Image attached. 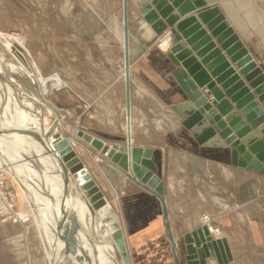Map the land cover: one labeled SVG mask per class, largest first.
<instances>
[{"label": "crops", "instance_id": "1", "mask_svg": "<svg viewBox=\"0 0 264 264\" xmlns=\"http://www.w3.org/2000/svg\"><path fill=\"white\" fill-rule=\"evenodd\" d=\"M207 1L221 7L264 70V0ZM145 2L128 0L129 14ZM71 5L73 25L90 21L97 7L103 16L96 28L103 31L104 42L112 46L100 51L94 46L91 29L73 34L68 39L72 60L56 55L54 69L70 83L73 93L97 98L91 134L106 143L123 144L131 137L134 144L153 147L158 174L164 181L172 233L179 243V264H187L180 246L183 234L203 226L204 213L212 216V225L220 227V235L228 243L232 260L225 264H264V174L232 165L222 149L199 144L182 124L171 107L178 99L179 86L167 51L150 46L155 33L140 21V15L135 20L129 17L139 41L129 35L130 132L127 133L124 0H71ZM37 63L43 74H48L44 63ZM51 84L54 87L48 86L44 89L46 93L58 87L55 82ZM86 148L90 150L87 149L88 165L96 166L91 152L98 147L93 144ZM93 154L103 159L97 165L122 192L116 201L131 237V263L174 264L158 197L124 175L97 150ZM103 183L106 198L112 199L110 185ZM43 262L33 231L19 229L12 221L0 223V264ZM205 264L220 262L214 258Z\"/></svg>", "mask_w": 264, "mask_h": 264}, {"label": "water", "instance_id": "2", "mask_svg": "<svg viewBox=\"0 0 264 264\" xmlns=\"http://www.w3.org/2000/svg\"><path fill=\"white\" fill-rule=\"evenodd\" d=\"M139 15L140 21L147 23L155 34L166 29L173 32V44L167 51V57L179 88L176 91L178 99L171 107L181 117L182 124L199 144L222 149L232 165L264 174V70L221 7L207 0H146L139 9ZM124 30L129 116L128 41L129 35L138 41L139 37L129 22L128 0H124ZM26 74L14 77L26 94H36L59 117L57 107L46 99L35 79ZM32 133L38 138L35 131ZM79 135L87 141L92 139V144L104 151L109 149L108 157L113 163L125 173L131 170L135 174L133 181L158 197L173 261L179 264V243L172 233L164 181L158 174L153 147L131 145L130 141L110 147L91 133L80 132ZM56 147L62 156L60 172L64 196L62 216L56 230L63 241L64 264H82L85 259L92 263L90 254L76 242L78 214L73 209L67 212L65 201L73 195L72 181L84 196L86 194L94 209L107 204L106 196L67 139L58 142ZM112 239L122 264H131L123 230L115 229ZM180 246L187 264H205L214 258L220 264L232 260L226 239L214 238L207 225L185 232Z\"/></svg>", "mask_w": 264, "mask_h": 264}, {"label": "bare ground", "instance_id": "3", "mask_svg": "<svg viewBox=\"0 0 264 264\" xmlns=\"http://www.w3.org/2000/svg\"><path fill=\"white\" fill-rule=\"evenodd\" d=\"M172 36L173 34L168 43L171 44L170 46L173 44ZM165 41L166 37L159 47L161 50L167 45ZM26 73L35 79L43 93L39 80L29 70L25 55L19 49H13V44L0 34V171H3L5 177L9 173L22 189L28 204V214L35 217L41 229L52 264H64L63 241L56 230L58 220L62 216L61 206L64 201L63 179L60 172L62 156L56 145L66 138L75 150L74 146L80 141L78 137L83 138L86 143L93 144L92 139L87 141L83 135H79L80 132L85 133L80 130L78 133L79 126L75 127V132L66 133L64 130L69 137H65L60 132L64 129V118L57 105L43 93L46 99L57 107L59 117L51 107L42 103L36 94H26L18 79L14 77V75H27ZM44 109L50 114L53 113L52 125L44 123L47 120L43 118ZM125 129L127 133L130 132L129 116ZM32 131L37 133L40 140ZM127 141H130L131 145L134 144L131 137ZM108 144L110 147L113 145ZM96 150L109 159V149L104 151L100 147ZM116 166L119 168L118 165ZM123 173L133 180L135 174L131 170ZM45 183L48 187H52L51 192L45 188ZM70 188L74 192L65 201V209L67 212L72 209L77 212L76 242L90 254L92 260V263H89L85 259L82 264H122L112 239L113 231L118 227L121 228L120 221L108 199L106 198V205L94 209L75 181L70 183ZM21 215L24 216L22 213ZM206 216L211 218L209 214ZM216 227L211 225L214 233ZM218 229L220 231V227Z\"/></svg>", "mask_w": 264, "mask_h": 264}, {"label": "rangeland", "instance_id": "4", "mask_svg": "<svg viewBox=\"0 0 264 264\" xmlns=\"http://www.w3.org/2000/svg\"><path fill=\"white\" fill-rule=\"evenodd\" d=\"M138 10L139 9H134L130 12V19L135 20L138 17ZM71 12V0H0V34L13 44V49H19L20 52L25 55L29 70L34 73L39 80L42 90L47 89L48 86L53 88L54 86L51 84V81L58 85V87L50 93H46L44 90V94L49 100L54 102L63 113L64 127L73 129L76 124H80L82 129L89 132L92 127V121L95 119L94 107L97 98L88 99L83 94L73 93L72 88H70V83L65 81L54 69V59L57 55L72 60V47L68 45L69 36L73 37V34L77 35V33L86 31L87 29H91L90 31L94 32V46L101 49L100 51L105 52V49L109 46L111 47L112 44L109 45L105 43L103 31L99 32L98 28H96L97 25H99V19L103 16L97 7L95 8V14L90 16V21H84V23H82L83 21H78V23L76 22L77 24L74 25L71 23V17L73 16ZM155 41L156 37H153L150 46H154L158 49ZM37 62L44 63L48 74H43ZM43 116V118L47 119V125L53 124V113L50 114L44 109ZM78 138L80 141L74 146L77 154L81 156L85 165L92 172L104 192L106 191L104 190L105 186L103 182H107L110 185L114 197L109 199L110 201L108 200V202L119 217L127 248L129 254L132 256L131 237L126 231L124 219L120 212L119 202L116 201L122 195V192L117 190L115 184L110 183L108 179L109 176H106L103 169L97 165L103 159L101 160L99 159L100 157L97 158L98 156L93 154L96 148H93L91 152L92 161L96 166L93 165L92 167L90 163L88 165L86 160L89 154L88 151H90L89 149L91 147H89V149L86 147L91 144L86 143L81 137ZM162 148L164 149V147ZM6 178L5 181L9 188L8 189L6 186L7 191L15 194L18 198L19 209L24 215L21 216L19 221L14 223L19 229L31 230L35 233L37 244L38 246L40 245L42 251L43 263L52 264L37 221L34 216L28 214V204L23 196L22 189L19 187L16 179L9 173L6 174ZM45 185V188L51 192L52 187H48L47 183H45ZM202 216L201 220L203 223L204 220ZM210 217L212 218L211 215ZM203 225L205 224L203 223ZM211 225L212 223L210 226Z\"/></svg>", "mask_w": 264, "mask_h": 264}, {"label": "built area", "instance_id": "5", "mask_svg": "<svg viewBox=\"0 0 264 264\" xmlns=\"http://www.w3.org/2000/svg\"><path fill=\"white\" fill-rule=\"evenodd\" d=\"M172 34H173V32L170 29H166L165 31H163L160 34H155L154 38L156 37V41H155L156 46L159 48L162 45L163 38L166 37L165 43L167 45L165 46V48L163 50L168 51V49L171 47L170 46L171 44H168V43L171 41V35ZM172 37H174V35ZM63 118H64V116H63ZM63 122H64V119H63ZM63 126H64V123H63ZM77 126H79L78 133L80 131H85V133H88V131L81 128L82 126H80V124H76L73 129H68V128L64 127L63 131L60 130V132L63 133L65 135V137H69V135L67 136L66 133L75 132L74 129ZM64 130L66 131V133L64 132ZM63 139H66V138H63ZM105 151H107V150H105ZM5 179H7V178L4 176L3 171H0V223L6 222V221L17 222V221H19V219L22 216L21 215L22 211L19 209L18 198L15 196V194H12L10 191H7L8 186H7V182L5 181ZM6 186H7V188H6ZM2 197L4 199H2ZM206 215L207 214H203V216H202L204 219L203 223L205 225L208 224L207 227L209 228L210 233L213 235L214 238L221 237V235H220L221 231H219L218 226L215 228L216 233H214L212 231L210 224L211 223L213 224V219L209 218Z\"/></svg>", "mask_w": 264, "mask_h": 264}]
</instances>
